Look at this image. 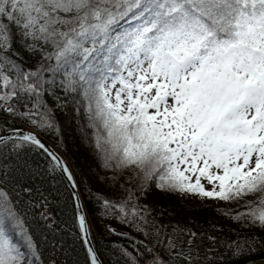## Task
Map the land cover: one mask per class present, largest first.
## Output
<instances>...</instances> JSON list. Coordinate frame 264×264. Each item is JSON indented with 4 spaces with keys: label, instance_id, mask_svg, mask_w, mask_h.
I'll list each match as a JSON object with an SVG mask.
<instances>
[{
    "label": "snow or ice",
    "instance_id": "1",
    "mask_svg": "<svg viewBox=\"0 0 264 264\" xmlns=\"http://www.w3.org/2000/svg\"><path fill=\"white\" fill-rule=\"evenodd\" d=\"M67 110L102 185L75 194L88 264H112L102 248L115 264H264V0H0V264H41L27 153L72 179L41 137ZM157 193L227 202L241 231L205 232ZM89 215L130 243L98 248Z\"/></svg>",
    "mask_w": 264,
    "mask_h": 264
},
{
    "label": "trees",
    "instance_id": "2",
    "mask_svg": "<svg viewBox=\"0 0 264 264\" xmlns=\"http://www.w3.org/2000/svg\"><path fill=\"white\" fill-rule=\"evenodd\" d=\"M59 134L50 132L41 133L64 160L68 169L72 173V178L78 188L81 199L89 196L88 189L93 191L101 188L96 176L99 171L97 160L94 158L91 146L87 137L82 132L79 125L82 123L76 119L71 110L59 115ZM57 135L59 139H57ZM29 164L39 175L33 179L38 193L42 198L34 200L33 203L39 205L46 201L47 207H34L27 218L28 226L34 233V238L39 244L41 253V264H88V253L81 240L80 229L73 194L67 186L59 168L50 161L46 154L30 151L27 153ZM38 165V167H37ZM51 165V166H50ZM11 167V163L8 165ZM189 197L192 195L185 194ZM179 194L166 195L157 193L153 200L167 207L175 213L177 218L185 219L190 225L199 226L205 232L216 231L224 239L229 236L239 235L241 229L237 222L231 220L225 213L234 208L227 202H219L218 206L202 210H190L193 215H188L178 205H181ZM91 206V201L87 202ZM175 206V207H174ZM178 208V209H177ZM209 211V212H208ZM38 213H46L50 220L45 223ZM92 227L91 239L98 240L96 245L102 248L104 245L123 246L130 243V239L118 235H110L105 231L106 223H111L118 230H127L116 221H106L93 218L89 215ZM215 226L213 229L212 226ZM130 250V249H129ZM106 257H110L112 264L119 257L112 253L111 248H102ZM237 259V258H233Z\"/></svg>",
    "mask_w": 264,
    "mask_h": 264
},
{
    "label": "rangeland",
    "instance_id": "3",
    "mask_svg": "<svg viewBox=\"0 0 264 264\" xmlns=\"http://www.w3.org/2000/svg\"><path fill=\"white\" fill-rule=\"evenodd\" d=\"M57 152V151H56ZM181 205H178L179 208L183 210L188 215H193L194 213H191L190 210H202L204 211L207 207L212 208L219 205L218 201H208L203 199H198L195 196H183L180 197ZM175 207V206H174ZM178 209V208H177ZM209 212V211H208Z\"/></svg>",
    "mask_w": 264,
    "mask_h": 264
},
{
    "label": "water",
    "instance_id": "4",
    "mask_svg": "<svg viewBox=\"0 0 264 264\" xmlns=\"http://www.w3.org/2000/svg\"><path fill=\"white\" fill-rule=\"evenodd\" d=\"M42 137V136H41ZM42 139L45 141V143L50 147V148H52L55 152H56V150H55V148L45 139V138H43L42 137ZM57 153V152H56ZM58 154V153H57ZM59 155V154H58ZM60 156V155H59ZM63 160V159H62ZM63 162H64V160H63ZM59 168V170H60V172H61V174H62V176H63V178H64V180H65V182H66V184H67V186L70 188V190H71V192H72V194H73V197H74V202H75V208H76V205H77V203H79V201H77L76 200V196H75V194L76 193H79V191H78V188H77V186H73V178L70 180L69 179V177H68V175H67V173H65V172H63L62 170H61V168L60 167H58ZM76 185V184H75ZM76 215H77V219H78V212H77V208H76Z\"/></svg>",
    "mask_w": 264,
    "mask_h": 264
}]
</instances>
